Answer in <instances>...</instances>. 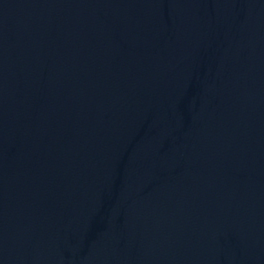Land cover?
I'll use <instances>...</instances> for the list:
<instances>
[{"label":"water","instance_id":"water-1","mask_svg":"<svg viewBox=\"0 0 264 264\" xmlns=\"http://www.w3.org/2000/svg\"><path fill=\"white\" fill-rule=\"evenodd\" d=\"M0 264H264V0H0Z\"/></svg>","mask_w":264,"mask_h":264}]
</instances>
